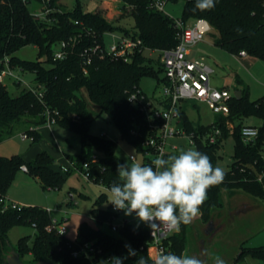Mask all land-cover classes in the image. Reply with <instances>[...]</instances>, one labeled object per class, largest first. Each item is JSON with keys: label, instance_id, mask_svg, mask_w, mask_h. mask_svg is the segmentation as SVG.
Segmentation results:
<instances>
[{"label": "trees", "instance_id": "trees-1", "mask_svg": "<svg viewBox=\"0 0 264 264\" xmlns=\"http://www.w3.org/2000/svg\"><path fill=\"white\" fill-rule=\"evenodd\" d=\"M39 1L53 9L49 21L34 16L28 7L29 0H0V76L5 68V59L9 58L13 68L34 73L37 84L43 88V99L40 100L26 88L17 97L12 96L8 88L0 83V143L12 135L15 125L23 121L29 124L30 130L27 133L33 136V143L40 142L42 134L38 128L46 124V110H57L61 115L58 123L80 134L85 146L104 154L98 162H93L94 155L91 153L77 159L71 158V162H76L79 170L84 163L89 162L95 183L110 188L113 183H119L117 165L124 161L116 156L115 142L90 133L93 118L84 93H88L101 114L106 113L109 116L122 137L137 151L142 152L143 144L150 135L148 122L145 114L129 102V96L141 90L142 78L154 76L159 78L162 84L164 77L160 78L156 69L146 65L152 60L147 53H137L128 62L94 58L91 64L86 65L82 56L83 49L93 45L94 41L101 39L106 32L132 35L141 39L143 45L150 49H171L178 43L175 18L152 7L154 0H120L121 9L130 8V16L135 22L133 30H127L116 21L110 22L100 12H85L79 2L73 10L66 11L58 6L57 0ZM185 1L180 18L185 23L206 19L215 32L213 43L216 46L233 55L246 51L248 56L264 60V0H215V7L205 11H193L196 0ZM88 32L91 34L88 35ZM70 38L77 39L74 52L65 60H55V46ZM28 46L38 48L37 61H25L17 56L20 50ZM160 65L163 69L161 62ZM85 67L87 75L84 74ZM263 101L264 97L250 101L247 89L243 90L241 99H232L231 114L228 117L219 116L214 123L223 129L224 139L231 135L235 137L236 151L231 170L225 172L224 181L208 190L207 200L200 207V215L205 222L210 221L215 211L224 206V192L233 197L237 192L243 191L264 199V183L257 181L249 168L251 165H256L259 171L262 168L260 144L255 147L245 145L240 133L245 119L254 116L264 119ZM182 119L190 133H204L211 126L196 127L185 111L182 113ZM227 121L235 125L232 134L227 128ZM224 139L214 145L198 141V151L210 157L213 167H218L215 153L222 146ZM54 162L55 158L46 152L39 153L29 162L21 156H0V195L6 196L17 170L23 165L28 167L29 173L37 178L42 186L59 188L64 177L60 171L52 168ZM240 167H246L247 171L241 172ZM103 199H106V195H102L100 200ZM111 207L112 204L107 210L93 208L92 219L99 224L107 223L113 215ZM22 223L34 226L38 232L36 238L31 240V245L30 237H24L20 247L15 249L27 263L44 260L55 264H92L86 258H75L73 252L84 243H93L101 248L99 257L102 259L128 256V249L125 247L128 244L137 255L128 256L123 264H136L139 256H143L148 264H153L148 256V247L151 244L149 230H138L127 224L117 232V236H111L84 223L79 227L78 239L72 241L55 230L47 231L46 228L52 223L51 214L47 210L40 207H24L20 211H4L1 205L0 264H4L5 254L9 251V230ZM189 226L190 223L181 224L180 232L165 242L177 255L184 254L186 250ZM247 253L264 260V247L250 248L242 252L238 260ZM25 256H29V261H25Z\"/></svg>", "mask_w": 264, "mask_h": 264}, {"label": "rangeland", "instance_id": "rangeland-1", "mask_svg": "<svg viewBox=\"0 0 264 264\" xmlns=\"http://www.w3.org/2000/svg\"><path fill=\"white\" fill-rule=\"evenodd\" d=\"M104 1L57 0V4L64 10L71 11L79 2L84 10L91 12L95 11L96 7L101 6ZM154 1L166 2L164 9L166 15L175 19L182 17L185 0ZM112 6L114 9L111 12L112 15L107 16L109 19L106 16L105 18L110 22L116 21L124 29L133 30L135 22L130 16L131 9L122 10L120 0L119 3L114 2ZM28 7L33 13H39L43 10V4L39 0H29ZM100 13L104 16L103 12ZM214 33L212 30L206 36L205 42L207 44L199 46L203 58L214 70L211 78L212 87L229 89L232 94H235L237 90L247 89L250 101L262 99L264 97V60L252 55L245 58L237 57L216 46L213 43ZM111 41V38L107 37V42ZM17 56L25 61H37L39 50L35 46H28L20 50ZM150 58L152 60L146 65L156 69L159 77L163 78L164 70L160 65V53H154ZM191 58L194 59L196 56H191ZM15 74L22 80V83L9 75L1 77L2 83L8 88L12 96L17 97L27 85L37 86L34 73L23 72L17 68ZM140 88L151 99H157L163 92L159 78L154 76L142 78ZM84 97L88 102V108L93 118L90 133L94 136H104L115 142L117 145L116 156L124 162L132 155L137 158L135 162L142 163V153L122 137L120 130L106 113H100L99 107L90 100L87 92L84 93ZM181 107L196 127L213 125L220 116L205 103L183 102ZM259 121L260 118L254 116L245 119L244 122L257 124ZM176 122L177 120L174 124ZM40 129L42 140L33 143L32 136L29 140H23L21 137L23 133L30 130L29 124L23 121L15 125L12 135L0 143V156H21L29 162L34 160L39 153L46 152L55 158L52 168L63 174L64 179L61 186L57 189L44 187L32 174L19 168L6 191V197L25 207H40L52 211L51 217L53 219L59 221L63 219L62 227L66 231L65 235L72 241L78 239L79 227L84 223L93 228H99L108 235L117 236L118 233L112 230L111 225L99 224L91 216L93 208L107 210L111 206L107 188L93 182H86L77 170L76 162L71 164L70 160L71 158L77 159L80 156L89 155V153L97 156L100 160L104 154L85 146L82 136L62 123L44 124L40 126ZM167 145L168 149L177 148L174 155H178L182 150L189 148L198 150L197 146L191 144L186 133L169 137ZM221 145L215 153L217 166L222 168L224 172H229L236 151L235 137L228 136L221 142ZM132 162L129 160V163ZM70 193L74 194V202L70 200ZM102 195H106V199L100 200ZM223 200L224 206L215 211L210 221H203L199 214L190 222L188 243L184 254L201 257L202 252L207 250L209 256L202 258H206L208 264H214L213 257L215 256H219L225 264H263V259L252 254L247 253L240 260L238 257L250 248L264 247V199L239 191L233 197L224 192ZM72 203L74 205H71ZM126 220L138 230H149L147 224L138 221L135 213L126 216L122 211L113 223L119 225ZM211 223L212 227H210ZM37 233V229L32 225L23 223L14 225L8 232L7 247L9 251L5 254V258L10 251L20 247L22 238L30 237L29 244L31 245V240L36 238ZM24 259L29 261L30 258L25 256Z\"/></svg>", "mask_w": 264, "mask_h": 264}, {"label": "built area", "instance_id": "built-area-1", "mask_svg": "<svg viewBox=\"0 0 264 264\" xmlns=\"http://www.w3.org/2000/svg\"><path fill=\"white\" fill-rule=\"evenodd\" d=\"M165 6L166 2L164 1H154L152 4V7L162 12H164ZM52 12L53 9L49 5L43 4V10L33 14L38 19L49 21V15ZM77 24L79 23L77 22ZM175 28L177 29L178 43L171 49H150L143 45L141 39L134 38L132 35L119 32H106L102 35L101 39H96L93 45L85 47L82 52L86 65L91 64L94 58H110L128 62L131 57L137 53H147L150 57L153 56L154 53H160V62L164 70L162 95L157 99H151L142 90H137L129 96V102L141 113L145 114L148 122L150 135L143 144L144 151L141 152L143 155L141 164L143 165H150L152 160L160 156L167 158L168 155H174V151L177 148L173 147L172 149H168L167 145L168 138L172 136L186 133L191 144L194 146L198 145L199 140H202L205 144L214 145L219 140L224 139L223 129L214 124L204 133L188 132L182 119L184 110L181 104L190 101L205 103L216 114L228 117L231 114V101L235 97V94H232L229 89L212 87L211 78L214 70L204 58L192 59L190 57L191 49L203 42L206 36L212 32L210 23L206 19H197L190 25L181 19H175ZM90 34L91 33L88 32V35ZM107 37L111 38L112 41L107 42ZM76 44V38H70L67 41L59 42L55 46L54 59H67V57L74 52ZM235 56L245 58L248 57V54L246 51H242L239 55ZM4 65L5 68L2 70L0 76V83H2L1 77L3 75H9L15 78L19 83H22V80L15 74L16 69L11 66L9 58L5 59ZM87 73L88 71L85 67L84 74L87 75ZM26 89L35 93L40 100L43 99L42 85L37 84L36 87L27 85ZM59 119H61L59 111L46 110V124L52 125L58 123ZM176 120L177 122L174 124ZM226 125L230 130V134H232L235 126L234 123L227 121ZM242 128H248L257 133L256 135L249 134L247 136H242L240 132L241 139L245 145L255 147L260 144L261 160L263 161L262 168L260 171L256 165H251L249 168L255 174V179L264 183V119L260 118L257 124H247L244 122L241 130ZM134 132L135 131H133V133ZM21 137L23 140H29L31 135L26 132L23 133ZM98 161V157L94 156L93 162ZM135 161H137V158H135ZM71 164H73V162H71ZM21 169L25 172H29L26 165H23ZM77 170L86 182L95 183V179L91 176V166L89 162L84 163L82 169ZM240 170L241 172H246L247 168L240 167ZM70 200L74 202V194L72 193H70ZM0 205L4 211L8 209L20 211L25 207L1 195ZM110 211L113 215L107 224L111 225L114 232H118L127 224H130L127 220L119 225L114 224L113 221L118 218L122 211L115 210L113 205ZM47 212L51 214L52 211L47 210ZM46 229L48 232L55 230L61 235L66 234L64 227H62V223L53 218L52 223ZM177 232L178 231L175 229H169L167 226L161 225L152 236V230L149 227L151 244L148 247V256L151 261H153L155 256L161 251L165 253H175L165 242ZM101 253V248L95 246L93 243H84L74 250L73 256L75 258H86L91 261L92 264H99L101 260H106L99 257Z\"/></svg>", "mask_w": 264, "mask_h": 264}, {"label": "clouds", "instance_id": "clouds-1", "mask_svg": "<svg viewBox=\"0 0 264 264\" xmlns=\"http://www.w3.org/2000/svg\"><path fill=\"white\" fill-rule=\"evenodd\" d=\"M215 0H196L193 11L211 10ZM242 136L256 135L255 131L242 128ZM129 160L133 161L129 163ZM154 165V167H153ZM119 183H113L106 191L110 194L109 203L115 210L126 216L135 213L138 221L147 224L155 231L165 225L169 229L180 230L181 224H189L200 214V207L207 200V192L212 186L221 184L225 172L213 167L210 157L195 148L182 150L178 155H168L152 160L150 165L135 162L130 155L124 163L117 165ZM128 256L137 252L126 244ZM128 256H113L101 260L99 264H123ZM209 253L204 250L201 257L161 251L153 264H208ZM214 264H225L219 257H213ZM136 264H148L139 256Z\"/></svg>", "mask_w": 264, "mask_h": 264}, {"label": "crops", "instance_id": "crops-1", "mask_svg": "<svg viewBox=\"0 0 264 264\" xmlns=\"http://www.w3.org/2000/svg\"><path fill=\"white\" fill-rule=\"evenodd\" d=\"M114 2H116V3H119V0H105L103 3H102V5L101 6H99V7H96L97 9H95V11H91V12H93V13H97V12H103V14H104V16H111L112 15V13L111 12H113V6H112V4H114ZM112 9V11H110ZM85 12H90V11H88V10H84ZM115 12V11H114ZM107 17V18H108ZM109 19V18H108ZM191 23H188V24H192L193 23V21H190ZM204 44H207V42H205V40L203 41V42H201V43H199L198 45H196L195 47H193L192 49H191V51H190V57L191 56H196V58H203V55H202V53H201V49L199 48V46L200 45H204ZM194 49V50H193ZM40 127L38 128V131L40 132ZM63 165V164H62ZM62 168H63V166H62ZM75 201V200H74ZM19 204V203H18ZM252 207H254L255 208V206H252ZM59 221V220H58ZM60 223H63L64 221H63V219L62 220H60L59 221Z\"/></svg>", "mask_w": 264, "mask_h": 264}, {"label": "water", "instance_id": "water-1", "mask_svg": "<svg viewBox=\"0 0 264 264\" xmlns=\"http://www.w3.org/2000/svg\"><path fill=\"white\" fill-rule=\"evenodd\" d=\"M235 97L237 99H241L242 98V91L241 90H237L235 92ZM210 227H212V223L210 224ZM209 232V230L207 231V233ZM4 264H55L53 262L50 261H38V262H34V263H27L24 262V260L21 258L20 254L16 251H10L9 255L6 256L5 260H4Z\"/></svg>", "mask_w": 264, "mask_h": 264}]
</instances>
